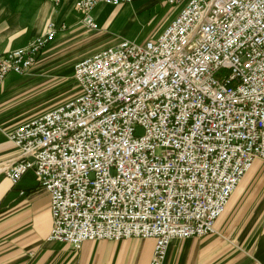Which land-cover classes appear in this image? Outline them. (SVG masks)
I'll use <instances>...</instances> for the list:
<instances>
[{"label":"built area","instance_id":"2783aa9c","mask_svg":"<svg viewBox=\"0 0 264 264\" xmlns=\"http://www.w3.org/2000/svg\"><path fill=\"white\" fill-rule=\"evenodd\" d=\"M74 0L79 21L99 4ZM177 11L155 39H123L79 58L77 93L6 135L15 185L29 170L48 195L49 241L152 238L163 264L173 238L201 237L244 175L264 160V0H159ZM59 3V0H54ZM64 22L0 53V85L22 75ZM22 193V192H21Z\"/></svg>","mask_w":264,"mask_h":264},{"label":"crops","instance_id":"0c3cea01","mask_svg":"<svg viewBox=\"0 0 264 264\" xmlns=\"http://www.w3.org/2000/svg\"><path fill=\"white\" fill-rule=\"evenodd\" d=\"M73 5L74 0H0V53L27 45L44 33L49 21L64 22L65 29L57 31L55 39L63 37L80 23L78 14H72ZM99 5L94 16L98 24L102 10L114 8ZM3 82L0 162L17 153L6 134L22 122L15 124L1 107L10 86ZM51 224L48 195L33 172L27 171L15 185L0 173V264H149L152 238L86 240L74 250L46 239ZM163 264H264V161L256 160L237 185L215 222V232L171 239Z\"/></svg>","mask_w":264,"mask_h":264},{"label":"rangeland","instance_id":"374dc122","mask_svg":"<svg viewBox=\"0 0 264 264\" xmlns=\"http://www.w3.org/2000/svg\"><path fill=\"white\" fill-rule=\"evenodd\" d=\"M100 9L99 5L93 15ZM176 11L177 6L164 1L134 0L109 11L102 10L103 18L96 30H89L82 23L74 24L66 36L54 39L42 50L26 73H8L5 83L10 86L1 107H6L8 117L16 124L59 105L77 93L72 67L79 58L123 39L139 43L155 39ZM72 14L77 17L75 10Z\"/></svg>","mask_w":264,"mask_h":264}]
</instances>
